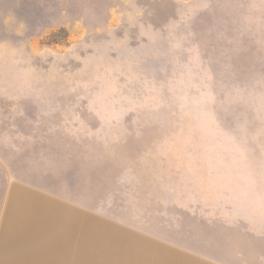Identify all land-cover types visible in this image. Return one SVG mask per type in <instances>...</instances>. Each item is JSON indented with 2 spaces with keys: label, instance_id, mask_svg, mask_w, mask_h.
<instances>
[{
  "label": "rangeland",
  "instance_id": "374dc122",
  "mask_svg": "<svg viewBox=\"0 0 264 264\" xmlns=\"http://www.w3.org/2000/svg\"><path fill=\"white\" fill-rule=\"evenodd\" d=\"M0 264H264V0H0Z\"/></svg>",
  "mask_w": 264,
  "mask_h": 264
}]
</instances>
